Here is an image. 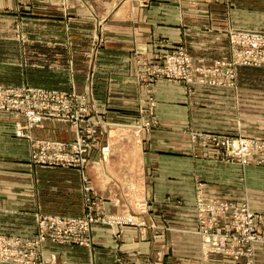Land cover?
Instances as JSON below:
<instances>
[{
	"label": "crops",
	"instance_id": "obj_1",
	"mask_svg": "<svg viewBox=\"0 0 264 264\" xmlns=\"http://www.w3.org/2000/svg\"><path fill=\"white\" fill-rule=\"evenodd\" d=\"M216 2H143L129 21L124 20L115 31L102 32L98 47L91 48V42L85 45L83 53H78L84 56L81 63L77 39L88 37L92 22L89 9L85 11L86 1L84 13L77 14L76 0H0V84L79 93L91 85L96 109L109 123L84 173L98 200V213L134 215L138 222L141 218L146 222L95 223L90 247L47 241L42 246L44 262L39 264H237L220 255L204 254L200 238L192 235L189 240L182 225L161 239L158 233L163 230L151 224V217L161 226L158 218L165 217L163 206L174 202L194 205L197 177L216 189L241 190L248 199L258 197L262 202L256 210L264 216V167L187 153L188 130L209 119L211 110L205 106L219 95L169 80L152 84L151 93L137 76L136 67L137 53L154 56L171 47H185L208 63L229 52L225 30L264 31L262 3L260 14L252 21L244 12L237 19L236 12L232 13L234 4H229L228 15L221 18L209 11ZM249 70L264 71L244 67L240 74ZM251 83L245 81L232 98L243 105L244 128L252 117L264 118V108H249ZM258 83L256 92L264 98V81ZM151 95L157 101L160 126L142 144L124 126ZM18 122L25 123L26 118L0 112V233L30 239L38 233V214H85V181L77 169L35 164L30 141L15 134ZM31 134L39 139L70 140L76 132L70 123L48 119ZM105 143L110 144L111 153L103 161L101 146ZM261 228L264 231V224ZM255 264H264V243L255 245Z\"/></svg>",
	"mask_w": 264,
	"mask_h": 264
},
{
	"label": "rangeland",
	"instance_id": "obj_2",
	"mask_svg": "<svg viewBox=\"0 0 264 264\" xmlns=\"http://www.w3.org/2000/svg\"><path fill=\"white\" fill-rule=\"evenodd\" d=\"M84 1H86V13L87 9H89L90 14L92 15V22L90 27L87 28L88 37H81V39H77V59H81V63L84 60V56L78 53H83L84 46L91 42V48L98 47L101 42V38L99 36L102 32L107 31H115L117 26H120L121 23L125 20L129 21L132 17V14L137 11L139 5L146 1L151 0H76V13L83 14V5ZM195 1V0H189ZM218 3V4H217ZM262 3V4H261ZM229 4L235 7H231L232 13L236 12V18L247 14V17L252 19H256V17L260 14L261 9L259 8L260 4L264 5V0H218L214 5L209 7V11L213 10L216 12L221 18L226 17L229 10ZM232 4V5H231ZM88 7V8H87ZM214 7V8H212ZM85 9V8H84ZM264 11V10H263ZM232 14V15H233ZM124 23V22H123ZM224 25L220 24L221 31H223L222 27ZM237 27L239 25H236ZM231 28V27H230ZM225 33L228 36V41L230 45L229 52L220 57L212 58L211 62H205L203 58H198L194 56L189 50L185 47H171L164 52L155 53L154 56L142 55V53H137L136 57V67H137V76L139 79L145 83L148 91L152 93V84L156 83L159 80H169V81H180L185 83L187 86L191 87H201L204 91H212L217 92L219 98L216 97V101L209 102V104L205 107H208L207 118L208 120L204 121L203 125L191 126L188 130V135L186 137L187 144V153H191V155H201L211 157L215 160L221 162H229V163H238L242 166L254 165L264 167V118L259 119L256 116L249 120L248 127L244 128V118H243V108L242 103L238 104L233 102L232 99L235 96L233 95L234 90L238 91L239 87H243V83L245 81H251L252 85V105L249 108L251 109H263L264 108V98L261 97L257 91L259 89V81H264V71L260 70H249L240 74V70L244 69V67H257L264 69L263 66H245V65H235L233 67L234 70V78L229 77L224 72H214L216 67L218 66V62L222 61H231L233 59L237 60L238 53H236V49H233L231 34L232 35H240L241 33H251V34H264L262 30H247V29H227ZM90 35V36H89ZM95 51V50H94ZM94 51L92 52V59L94 57ZM180 52L186 53L189 58L192 60L191 69L192 72V81H184L179 78H169L165 75L158 76L154 74V70L158 68H167L168 66V56ZM87 57V56H86ZM90 57V55H89ZM88 58V57H87ZM91 59V58H90ZM158 67V68H156ZM156 68V69H155ZM200 68L206 69L202 74L199 70ZM77 74H84V72H79ZM240 82V84H239ZM31 87H36L32 85H26ZM22 87V86H21ZM43 88V87H39ZM238 88V89H237ZM49 89V88H46ZM264 89V88H263ZM49 90H58V89H49ZM61 92H66L73 94L76 98V112L80 113L85 108V112H88V117L92 120H99V133L96 137V145L99 142L101 135H103L105 126L109 123L103 117L95 106L92 86L89 85L86 89L79 93L75 90H58ZM264 96V95H262ZM260 97L262 99H260ZM241 102V101H240ZM157 101L151 95L148 99L144 100L140 105L137 114L133 117V121L128 125L124 126L128 128L126 132L133 133L134 137L140 140V143L145 144L147 135L153 132V130L157 129L160 126V121L156 113ZM217 110V111H214ZM253 114L256 112H252ZM56 120V119H54ZM260 120V121H259ZM63 122L70 123L75 127V137L70 140H62V141H72L77 137V128L76 125L71 123L70 121ZM84 123V124H83ZM89 122H82L80 125L83 127H87L86 125ZM262 126V127H260ZM177 139H181V137H177ZM56 140V139H51ZM246 141L249 144L250 154L247 162H242L239 155L234 154V149L232 144L234 141ZM61 141V140H59ZM130 142V141H127ZM95 145V147H96ZM179 145V144H178ZM109 146L108 152H103V147ZM94 147V149H95ZM162 147V146H161ZM92 150V153L94 151ZM202 151V152H201ZM91 153V155H92ZM111 153L110 144L105 143L101 146V159L105 161L107 156ZM153 151L151 152V154ZM158 152L154 153L157 155ZM91 155L88 159L89 161L86 164V167L90 164ZM32 159V153H31ZM85 167V168H86ZM85 168L83 171V180L88 177L85 176ZM75 169V168H74ZM78 170V169H77ZM85 181V180H84ZM89 184V183H88ZM90 185V184H89ZM91 186V185H90ZM92 188V187H91ZM85 190V186H84ZM86 193V192H85ZM90 201L92 203L90 205L87 202V194H85V201L87 204V209L84 215L74 217V216H66L72 218H83L89 212H92L94 215L95 221L91 224V239L93 245V234H92V225L98 222H108L111 224L118 225H142L146 223L141 218L139 222L135 219L134 215H127L124 217L112 216V215H101L98 213V200L95 198V194H93V189L90 193ZM195 204L194 205H184L181 203H171L170 205L163 206L165 209V217L162 215L158 219L163 222L161 226L158 225V220L156 218L151 217V224L156 225L158 229H162L163 231L159 232L158 235L163 239L167 232L177 225H182L187 228V232L185 233L188 236L189 240H193L192 235H196L200 238L201 247L204 254L211 255H220L229 260L234 261L237 264H255V245L264 243V231L262 230V225L264 224V216L257 212L256 209H260V205L262 200L258 199V197L252 196L251 199H248L246 195H244L243 191H237L236 189H216L211 186H207L204 181L201 180L200 177H197L195 184ZM99 203L101 205L100 199ZM247 207L250 212L254 214V232L255 239L251 242L247 243L246 246H249L251 249V258L240 255L237 252L228 251L227 249H222L220 247V243L226 236V231L230 233L231 237H228L229 244L233 242V237L236 233L234 230L237 224H242V220L238 221L236 218V214H234L233 209H237L238 212L240 209ZM254 207V208H253ZM231 208V210H230ZM44 214V213H42ZM51 216H64V215H52ZM158 215V212H156ZM132 217L134 219L135 224H130L127 222L128 218ZM124 223H119V222ZM126 222V223H125ZM230 231V232H229ZM239 235L241 239L243 237L242 230L237 232L236 235ZM1 236L7 237H17L6 234H1ZM37 236V235H36ZM35 236V237H36ZM34 237V238H35ZM33 239V238H30ZM52 242V241H50ZM46 243V242H45ZM79 245V244H78ZM84 246V245H82ZM90 247V246H89ZM238 246L234 245L233 249H237Z\"/></svg>",
	"mask_w": 264,
	"mask_h": 264
},
{
	"label": "built area",
	"instance_id": "obj_3",
	"mask_svg": "<svg viewBox=\"0 0 264 264\" xmlns=\"http://www.w3.org/2000/svg\"><path fill=\"white\" fill-rule=\"evenodd\" d=\"M232 46L238 53V59L222 61L214 72H224L229 77L234 78L233 67L235 65L263 66L264 67V34L241 33L232 35ZM167 68H158L154 74L165 75L169 78H179L184 81H192V60L186 53H173L168 56ZM155 68V69H156ZM203 74L206 69H199ZM73 94L58 90L31 86H6L0 84V112H8L16 117L24 116L25 123L16 124L15 134L19 138L28 139L31 143L32 161L43 166H64L83 171L88 159L96 145V137L99 131V120H92L88 117L85 108L80 113L76 111L75 99ZM56 119L70 121L77 128V137L72 141H59L51 139L35 138L31 130L40 127L45 120ZM88 121L87 127L80 125ZM84 124V123H83ZM232 147L234 154L239 155L242 162L248 161L250 154L249 144L246 141H234ZM109 146L103 147V152H108ZM85 182L87 179L84 178ZM91 186L86 183L85 192L87 202L90 205ZM231 210V208H230ZM237 213L238 221L235 230H242L243 237L240 239L236 233L232 235L233 242L229 244L230 233L226 231V236L220 243L222 249L237 252L251 258V249L247 243L255 239L254 214L247 207L233 209ZM38 233L33 239L21 237H7L0 235V262L16 264H39L43 263L42 246L47 241L56 243L79 244L91 246V224L95 221L92 212L83 218H72L66 216H51L46 214L37 215ZM119 222V221H118ZM130 224H135L134 219L129 217ZM124 223V222H119ZM126 223V222H125ZM230 232V231H229ZM237 245V249L233 246Z\"/></svg>",
	"mask_w": 264,
	"mask_h": 264
}]
</instances>
